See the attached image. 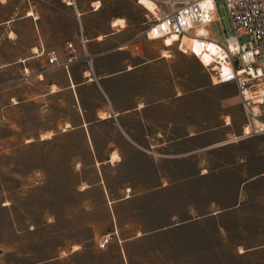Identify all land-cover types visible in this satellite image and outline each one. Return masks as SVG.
<instances>
[{
  "label": "rangeland",
  "instance_id": "374dc122",
  "mask_svg": "<svg viewBox=\"0 0 264 264\" xmlns=\"http://www.w3.org/2000/svg\"><path fill=\"white\" fill-rule=\"evenodd\" d=\"M4 36L0 30V264H264V248L251 251L264 246V177L252 181L264 173V137L235 141L245 118L234 84L213 85L198 59L149 41L172 55L175 107L147 125L175 143L172 155L148 153L154 166L138 156L99 165L105 157L91 152L89 127L64 131L81 122L72 95L45 96L50 78L13 63L24 42ZM91 127L100 137L112 130Z\"/></svg>",
  "mask_w": 264,
  "mask_h": 264
},
{
  "label": "crops",
  "instance_id": "0c3cea01",
  "mask_svg": "<svg viewBox=\"0 0 264 264\" xmlns=\"http://www.w3.org/2000/svg\"><path fill=\"white\" fill-rule=\"evenodd\" d=\"M2 6L10 12L6 18L0 16L2 35L10 44L24 42L23 51L13 63H24L27 74L50 78L45 96L66 92L72 95L81 122L76 126L68 123L71 129L64 131L89 127L91 152L96 157H105L98 160L99 165L122 163L121 157L138 156L154 166L155 159L148 153L172 155L166 150L175 143L162 140L160 127L152 133L147 129V125L155 123L151 118L158 115L159 125L163 108L171 109L176 103L177 84L170 79L172 55L164 57L149 45V41L160 40L147 38V21L143 20L142 5L137 0H0ZM82 34L86 39L84 51L80 47ZM70 42L79 49L81 60L74 62L69 70L50 67L42 52L58 51L62 63ZM86 53L92 59V71L84 60ZM34 60L41 62L40 68L31 64ZM169 114L167 110L162 117L171 124ZM96 123L111 125V132L98 136L91 127ZM115 154L119 160H113ZM205 173H209L207 168ZM160 176L157 164L156 177L160 180ZM262 177L264 173L252 181ZM241 206L239 202L227 211H237ZM261 248L264 246L251 251Z\"/></svg>",
  "mask_w": 264,
  "mask_h": 264
},
{
  "label": "built area",
  "instance_id": "2783aa9c",
  "mask_svg": "<svg viewBox=\"0 0 264 264\" xmlns=\"http://www.w3.org/2000/svg\"><path fill=\"white\" fill-rule=\"evenodd\" d=\"M137 1L148 12V39L163 41L165 46L173 39L171 46L198 59L213 85H235L245 118L243 134L235 141L264 137V0H149L154 3L153 10ZM220 8L226 13L227 27ZM81 44L85 49L83 34ZM66 48L62 63L56 50L42 55L50 67L69 70L81 57L73 43H67ZM84 60L92 71L88 53ZM225 124L230 125V120L225 119ZM111 241V235L104 236L99 249Z\"/></svg>",
  "mask_w": 264,
  "mask_h": 264
},
{
  "label": "bare ground",
  "instance_id": "6f19581e",
  "mask_svg": "<svg viewBox=\"0 0 264 264\" xmlns=\"http://www.w3.org/2000/svg\"><path fill=\"white\" fill-rule=\"evenodd\" d=\"M143 5H145L146 7H148L149 9H151V10H153V7H154V3H152L151 1H149V0H144V2H141ZM117 23H122V21L121 22H117ZM168 42H172L173 43V39H168L167 40ZM165 54H164V57H168L169 56V54H167L168 52L167 51H165L164 52ZM115 158H117V157H115Z\"/></svg>",
  "mask_w": 264,
  "mask_h": 264
},
{
  "label": "snow or ice",
  "instance_id": "6c2138e0",
  "mask_svg": "<svg viewBox=\"0 0 264 264\" xmlns=\"http://www.w3.org/2000/svg\"><path fill=\"white\" fill-rule=\"evenodd\" d=\"M141 2H144V0H141Z\"/></svg>",
  "mask_w": 264,
  "mask_h": 264
}]
</instances>
